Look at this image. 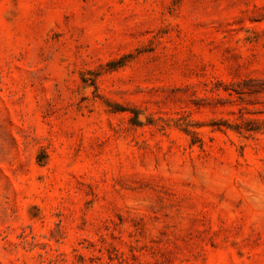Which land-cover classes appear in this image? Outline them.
Returning a JSON list of instances; mask_svg holds the SVG:
<instances>
[{"label":"rangeland","instance_id":"obj_1","mask_svg":"<svg viewBox=\"0 0 264 264\" xmlns=\"http://www.w3.org/2000/svg\"><path fill=\"white\" fill-rule=\"evenodd\" d=\"M0 264H264V0H0Z\"/></svg>","mask_w":264,"mask_h":264}]
</instances>
